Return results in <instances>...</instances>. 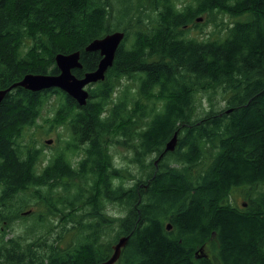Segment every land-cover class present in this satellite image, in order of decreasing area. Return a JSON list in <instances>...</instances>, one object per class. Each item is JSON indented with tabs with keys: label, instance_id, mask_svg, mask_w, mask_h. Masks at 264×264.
I'll return each instance as SVG.
<instances>
[{
	"label": "trees",
	"instance_id": "1",
	"mask_svg": "<svg viewBox=\"0 0 264 264\" xmlns=\"http://www.w3.org/2000/svg\"><path fill=\"white\" fill-rule=\"evenodd\" d=\"M142 1L0 0V90L58 75L59 54L81 53L73 73L82 78L101 60L88 45L125 33L86 106L59 89L21 87L2 102L0 263L78 264L82 252L99 264L128 237L116 264H264V0H152L149 12ZM216 12L230 22L219 35L191 38V25L202 30L199 19ZM124 80L136 95L128 87L119 101ZM52 99L71 138L45 161L25 141ZM175 133L176 150L164 154ZM110 138L133 151V186L112 165ZM79 152L74 165L68 154ZM235 190L246 192L236 207ZM31 203L44 211L15 232ZM110 208L109 223L100 216ZM201 248L213 263L195 256Z\"/></svg>",
	"mask_w": 264,
	"mask_h": 264
},
{
	"label": "rangeland",
	"instance_id": "2",
	"mask_svg": "<svg viewBox=\"0 0 264 264\" xmlns=\"http://www.w3.org/2000/svg\"><path fill=\"white\" fill-rule=\"evenodd\" d=\"M142 2H143V7H144L143 10L145 12H149L151 9L150 6L152 5V0H143ZM222 17L223 16L219 12L214 13L211 17H208L207 14H204L200 18L201 20L199 22V24H201L202 30L193 29V25H191L192 30H191L190 37L196 38L198 40H202V39H209V38H213L214 36H218L219 35L218 30L220 29V27L222 25L224 26L230 23L228 21V17H226V20H225L226 22L222 24V20H221ZM249 18L250 16L248 14H245L243 16L236 17L233 21H247ZM128 87L132 90V94L136 95L135 93L136 86L124 80L122 83L121 89L119 90V94H118L119 101L121 100L120 97L122 96V94L123 95L126 94ZM137 97L138 96H133L131 98H137ZM206 97H207L206 95L202 96V102L204 103L205 106H208V101ZM54 106H55V102H54V99H52L51 102L48 104V106L43 110L42 117L38 120L37 125L33 127L31 130H29V136L27 137L28 142L25 141V143H29L30 146L38 148V150L41 153V157L45 159V161L49 159L50 156L55 155L60 149L66 148V142L68 141V139L71 138V134L68 133L67 127L64 125V123L61 120L54 121V114L57 110ZM49 140L53 141L52 144L50 145L47 144V141ZM108 147L112 148V152H111L112 165L115 167H121V169L124 170L123 171L124 177L122 179L123 182L124 183L126 182V184L132 183V186H133L134 185V181L132 179L133 177L132 175H129L127 172L129 169L134 167L133 161L131 162L133 158L132 149L128 147L126 143H123V141L114 143L113 139L111 138L108 141ZM40 149H43V150H40ZM68 155L72 156L71 162L74 165L78 164L79 160L84 158L82 152H79L77 154L69 153ZM153 159H157V155H154V157L149 158V160H153ZM156 162H155V165L158 170L159 168ZM104 172L105 171L103 170V172H101V175H103ZM196 173H201V172L196 171ZM97 180H100V174L98 175ZM245 193H246L245 190H237V192L236 190L233 191L232 198L229 200L230 203L235 207L240 206L246 200ZM29 211H33V212H36V214H40L44 211V208L41 204H38V203H31L30 205L25 207L22 210V212L19 213L18 215V217L20 218V221L14 224L13 229L15 230V232L22 233L26 229V224H31L33 222L30 215L27 217L23 216V214ZM116 212H117L116 210H113V208H110L108 210L107 215L106 214L101 215L100 217L102 220L104 218H109L107 222L110 223V221L112 220L110 216L111 213L113 214ZM165 225L168 229L167 231L170 233L172 231V229H169V226H172L171 222L168 220L166 221ZM6 231L8 232L9 228H7ZM42 233L44 234V232ZM41 236L42 234H38L37 237H35V241H42V239L39 240L38 238ZM10 238L11 236L6 237V240ZM114 252L112 253L111 257L113 256ZM80 253L82 252L77 253V258H76V261L79 258L78 264H91V263H87L89 257H87L86 254H81V256L79 257ZM211 254H212L211 250H208L206 248H201L200 251H198V255L207 256L208 258H210V260L213 263L214 258L211 256ZM0 264H3V263H0ZM17 264H24V262L20 261Z\"/></svg>",
	"mask_w": 264,
	"mask_h": 264
},
{
	"label": "water",
	"instance_id": "3",
	"mask_svg": "<svg viewBox=\"0 0 264 264\" xmlns=\"http://www.w3.org/2000/svg\"><path fill=\"white\" fill-rule=\"evenodd\" d=\"M125 39V33L117 31L100 39L94 40L86 48L87 53H100L101 60L96 70L88 72L79 78L73 72L81 70L80 52L71 54H59L56 56V65L60 71L58 75L28 74L25 78L8 89L0 90V106L7 95L18 87L32 92H41L50 89H59L74 99L80 107L87 105L90 97L89 87L104 81L110 68L113 67L117 52ZM52 140L47 144H52ZM178 143V133L167 143L164 153L174 152ZM171 229V226H169ZM128 237H122L114 246L113 256L101 264H116L121 256L122 249L126 247Z\"/></svg>",
	"mask_w": 264,
	"mask_h": 264
},
{
	"label": "flooded vegetation",
	"instance_id": "4",
	"mask_svg": "<svg viewBox=\"0 0 264 264\" xmlns=\"http://www.w3.org/2000/svg\"><path fill=\"white\" fill-rule=\"evenodd\" d=\"M14 202H15V201H14ZM62 219H63V218H62ZM62 221H63L62 226L65 227L66 225H65V223H64V220H62ZM18 222H19V221H18ZM15 224H16V223H15ZM54 224H58V225L61 226V224H59L57 221H55Z\"/></svg>",
	"mask_w": 264,
	"mask_h": 264
}]
</instances>
